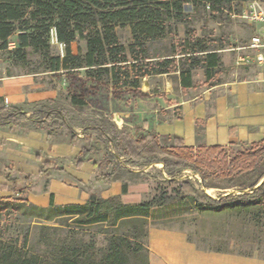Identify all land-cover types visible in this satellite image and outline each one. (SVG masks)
I'll return each mask as SVG.
<instances>
[{
	"label": "trees",
	"instance_id": "obj_1",
	"mask_svg": "<svg viewBox=\"0 0 264 264\" xmlns=\"http://www.w3.org/2000/svg\"><path fill=\"white\" fill-rule=\"evenodd\" d=\"M248 1L0 0V53L7 52L6 59L15 66L26 67L28 54L38 53L43 71L62 69L74 73L83 69L88 80L110 81L116 95L122 90L146 95L140 90L144 78L175 72L184 91L195 86L194 68L204 69L205 82L210 84L217 83L222 72L219 55L211 49V40H201L188 25L204 16L229 18L232 13L239 14ZM177 24L186 27V39L177 40ZM118 28L129 29L126 44L117 34ZM52 33L62 45V55L51 52ZM12 37L15 43L10 47ZM166 38L176 48L173 54H151L149 46ZM76 40L84 41V52L73 54L71 44ZM183 61L188 65L180 66ZM85 103L80 97H72L75 106ZM50 116L53 122L47 135L66 127L69 144L73 146L77 135L63 110H37L26 115L23 108L12 107L7 111L1 106L0 127L17 126L22 119L46 123ZM109 140L115 151L105 153V160L111 165L105 175L107 179L123 168V164L149 167L161 163L168 174L189 169L199 174L205 188L213 184L231 187L241 174H258L247 186L239 185V192L215 198L200 192L186 179L174 181L171 188L174 194L163 192L136 203L123 202L118 195L108 198L93 195L84 202L59 205L54 203L51 193L46 207L36 206L27 199L25 187L31 179L26 176L25 185L16 190V195L0 196V264H149V227H171L193 211L204 216L234 218L238 226L252 227L261 233L251 240V245L264 246V180L256 186L264 177V170L258 172L264 159V138L248 146L241 145L232 154H228L231 146H186L178 137L152 131L133 141H119L115 134ZM98 151L95 145L81 147L76 163L81 164ZM120 156L124 163L117 161ZM44 168V172L60 169L49 164ZM33 220H53L58 225L31 224ZM196 246L204 251L253 255L235 253L226 246L209 249Z\"/></svg>",
	"mask_w": 264,
	"mask_h": 264
},
{
	"label": "rangeland",
	"instance_id": "obj_2",
	"mask_svg": "<svg viewBox=\"0 0 264 264\" xmlns=\"http://www.w3.org/2000/svg\"><path fill=\"white\" fill-rule=\"evenodd\" d=\"M262 6L264 8V2ZM187 9L191 10L190 5H187ZM188 27L194 29L197 37L201 40L202 38L211 40V49L217 51L222 70L217 79L235 77L234 71L238 67L236 65L238 60L236 59L237 52L232 47L245 42L256 31L254 26L231 15L229 18L223 15L222 17L204 16L200 20L192 21ZM262 28L264 27L261 24L256 25L257 30L261 31ZM185 31L184 25H175L177 40L186 39ZM117 34L120 35L124 44L128 42L130 37L128 28H118ZM51 36V52L62 55L64 52L62 45L56 42L53 33ZM14 43L15 37H12L10 47H13ZM84 45L83 40L74 41L71 44L73 54L79 51L84 52ZM149 47L150 53L157 56H171L172 51L176 49L170 38L154 42ZM7 55V52L0 53V82L6 79L24 80L27 82L26 85H29L26 89L34 91L37 97L32 101L26 99L18 105L8 104L6 99L0 98V105L2 103L7 111H11L12 107H20L27 114L37 110H63L78 138L73 148L68 145L70 135L66 127L59 129L54 135L48 136L49 126L53 122L51 116L46 119V123L43 120L36 122L22 120L18 127L3 131V134L0 135V176L4 177L5 181L0 182V196L15 194L18 188L25 185L24 176H28L32 180L31 184L25 187L28 194L36 195L39 192H49L51 183L56 182L59 185L65 184L74 187L82 201L93 195L99 198L118 195L120 200L125 202L150 200L153 196L163 192H166L167 195L174 194L171 189L175 184L174 181L186 179L191 180L194 187L200 192L205 191L206 194L215 198L221 194H235L239 192V185L247 186L257 177L258 173H244L235 179L234 185L231 187L213 184L205 188L201 184L199 174L193 173L189 169L178 170L173 175L163 171L161 163H154L149 167H133L123 164V168L117 170L113 177L107 179L105 175L110 172L111 165L106 162L105 153L106 150L111 153L115 151L109 136L115 134L119 141H133L137 136L148 132L149 129H145V122L150 119L149 117L154 114L158 116L162 104L173 103L183 94L179 87L177 72L144 78L140 83V90L146 95L125 90L116 95L110 81L106 78L99 82L88 80L84 77L83 69L74 73H68L62 69L57 72L47 69L43 71L44 66L40 63L41 56L38 53L28 54L29 64L26 67L15 66L6 59ZM178 56L176 54V57ZM182 64H185L184 61L180 66ZM192 74L193 82L199 90L211 83L205 82L204 69L200 67L194 68ZM73 96L83 99L86 102L85 105H73ZM30 132H36L38 137L35 147H28L31 156L28 157L29 159H25L29 168L27 171L42 169L45 167L44 161H50L60 166L63 169L62 172L52 171L48 176L44 177L43 175L42 178H39V174H29L27 171L15 167L11 156H23L25 144L19 138H28ZM92 145L97 146L99 152L85 158L83 165L76 168L74 156L78 149ZM238 149H240L239 146L230 147L228 154H232ZM35 156L37 159L34 160ZM39 158L41 159L39 160ZM116 159L118 162L124 163L122 156ZM263 170L264 159L258 172ZM37 222L58 225L53 220ZM37 222L33 220L31 224H37ZM14 224L18 225L16 222ZM165 228L185 232L189 240L202 248L226 246L235 253L239 251L264 257L263 245L259 248L254 244L251 245V240L260 237L261 233L252 227L238 226L234 218L204 216L193 211L183 215L179 222L172 223L171 227ZM98 241L101 244L100 236H98Z\"/></svg>",
	"mask_w": 264,
	"mask_h": 264
},
{
	"label": "crops",
	"instance_id": "obj_3",
	"mask_svg": "<svg viewBox=\"0 0 264 264\" xmlns=\"http://www.w3.org/2000/svg\"><path fill=\"white\" fill-rule=\"evenodd\" d=\"M254 28L257 30L256 27ZM236 65L238 66L234 71L236 76L231 79H220L217 83L205 85L200 90L194 82V87L184 91L181 89L183 94L178 99L170 104H162L158 116L154 114L149 117L150 119L145 122V129L161 136L178 137L186 146L221 144L234 148V146H248L253 142L261 141L264 138V63L251 62L244 65L236 62ZM26 83L24 80L1 81L0 98L6 99L7 103L12 105H18L26 99L32 101L37 96L34 91L26 89L29 86ZM1 106L5 108L2 103ZM26 115L29 114L26 112ZM19 125L0 127V135L6 129L16 128ZM36 134L30 132L28 138H19L25 144L23 150L25 152H22L21 157L11 156L16 168L25 171L29 169L25 159L31 156L28 147H35L37 144ZM68 145L75 147V144L73 146L69 144V138ZM79 150L80 148L74 156L75 163ZM44 164L54 165L60 169L51 168L48 172H44L45 168H42L27 172L39 174V178H42L52 171H63L60 166L50 161H44ZM82 165L83 161L81 164L76 163V168ZM1 180L0 182H4V177ZM51 193L54 203L59 205L85 201L79 199V193L74 187L59 185L56 182L51 183L49 192H39L36 195L26 193V197L32 204L46 207ZM148 232L149 264H264V259L255 255L201 250L190 242L185 232L181 230L151 226Z\"/></svg>",
	"mask_w": 264,
	"mask_h": 264
},
{
	"label": "built area",
	"instance_id": "obj_4",
	"mask_svg": "<svg viewBox=\"0 0 264 264\" xmlns=\"http://www.w3.org/2000/svg\"><path fill=\"white\" fill-rule=\"evenodd\" d=\"M231 16L245 21L250 26L261 24L264 27V8L259 0L245 2L242 11L239 14L232 13ZM262 29L256 30L245 42L233 45L238 63H264V28Z\"/></svg>",
	"mask_w": 264,
	"mask_h": 264
},
{
	"label": "water",
	"instance_id": "obj_5",
	"mask_svg": "<svg viewBox=\"0 0 264 264\" xmlns=\"http://www.w3.org/2000/svg\"><path fill=\"white\" fill-rule=\"evenodd\" d=\"M263 180H264V177L256 184V186H258L259 184H261L263 182Z\"/></svg>",
	"mask_w": 264,
	"mask_h": 264
}]
</instances>
